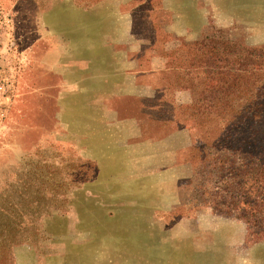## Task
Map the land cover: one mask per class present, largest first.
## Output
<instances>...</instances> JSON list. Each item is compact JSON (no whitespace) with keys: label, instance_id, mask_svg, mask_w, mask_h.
Segmentation results:
<instances>
[{"label":"rangeland","instance_id":"374dc122","mask_svg":"<svg viewBox=\"0 0 264 264\" xmlns=\"http://www.w3.org/2000/svg\"><path fill=\"white\" fill-rule=\"evenodd\" d=\"M69 21L87 28L84 49L111 44L113 92H95L86 61L67 66L90 82L64 80ZM217 34L264 45V0H0V78L13 80L0 120V243L16 234L6 264H264V233L198 203L224 186L223 146L242 141L237 102L192 110L182 44Z\"/></svg>","mask_w":264,"mask_h":264},{"label":"trees","instance_id":"16d2710c","mask_svg":"<svg viewBox=\"0 0 264 264\" xmlns=\"http://www.w3.org/2000/svg\"><path fill=\"white\" fill-rule=\"evenodd\" d=\"M182 45L190 51L186 66L191 74L187 81L192 110L202 115L213 106L234 110V102L242 109L229 116L230 122L241 116L242 124H230L239 126L242 141L238 146H223L228 153L226 165L220 167L224 186L212 192L198 190V203L245 221L250 229L255 228V235L264 233V45L244 46L218 34ZM198 70L201 77L194 84L192 75ZM204 193L211 199L206 200ZM15 240L16 234L7 230L0 243V264L10 260Z\"/></svg>","mask_w":264,"mask_h":264},{"label":"crops","instance_id":"0c3cea01","mask_svg":"<svg viewBox=\"0 0 264 264\" xmlns=\"http://www.w3.org/2000/svg\"><path fill=\"white\" fill-rule=\"evenodd\" d=\"M72 18L70 19H74L77 15V17L80 16V14H72ZM91 21H95L97 22V20H99L100 17H102V19H106V20H110L112 19V14L107 13V14H102V13H91L88 16ZM64 18H66L64 16ZM109 18V19H108ZM78 23V22H76ZM67 24V23H66ZM64 23L63 26V40H64V46H63V66H62V71L61 74L65 79H71L70 83H74L78 80L84 81V79H80L81 77L78 76V73H82V75L85 73V80L87 81H91L92 76H88L89 72H87V70L85 69L84 72H82L83 70H78V73H75V70H71V67L67 66V62H72L71 64H73V62H78L79 66H81L80 64H82V62L85 63L88 62V65L91 66H95L96 71L94 72V76H93V81L95 84V92H113L114 88L117 87V82L114 81L116 80V68H115V62L116 60L113 57L112 54V50L111 48L109 49V43H102V42H97L99 45L93 46V47H88L84 49V45H83V41L80 35L84 34L85 36H87L86 30L87 28L82 26L81 23L79 22V26H75V27H71L70 25V21L68 26ZM84 24V23H83ZM98 32H93V34L96 35H102V31L104 30L103 25L100 24V26H98ZM112 25L110 23V26L108 25V29L109 31L112 30ZM105 29H107V27H105ZM92 33H90L89 35H93ZM72 36V38H71ZM75 36H80V38H76ZM67 40V41H66ZM68 42V44L66 43ZM96 43V44H97ZM103 45H107L105 48V52L103 53ZM107 49V51H106ZM94 62V63H93ZM93 63V64H91ZM86 64V63H85ZM99 66L105 67L104 70L100 71L99 70ZM54 68V67H53ZM58 68V67H57ZM54 70V69H53ZM132 81V88L134 86V73L132 74V79L130 80ZM110 83L108 86L104 87V84ZM116 85V86H115ZM128 85V84H127Z\"/></svg>","mask_w":264,"mask_h":264},{"label":"built area","instance_id":"2783aa9c","mask_svg":"<svg viewBox=\"0 0 264 264\" xmlns=\"http://www.w3.org/2000/svg\"><path fill=\"white\" fill-rule=\"evenodd\" d=\"M3 47L0 45V54ZM10 87H13V80L9 76L0 78V120L6 115V109L11 102V96L9 94Z\"/></svg>","mask_w":264,"mask_h":264}]
</instances>
